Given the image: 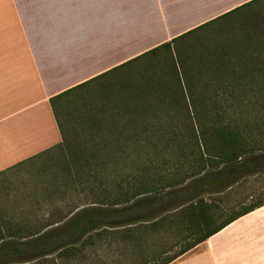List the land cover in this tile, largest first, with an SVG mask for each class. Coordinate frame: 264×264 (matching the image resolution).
I'll list each match as a JSON object with an SVG mask.
<instances>
[{
  "label": "trees",
  "instance_id": "obj_1",
  "mask_svg": "<svg viewBox=\"0 0 264 264\" xmlns=\"http://www.w3.org/2000/svg\"><path fill=\"white\" fill-rule=\"evenodd\" d=\"M262 1L128 62L124 67L163 56L175 66L164 63L142 86L129 87L142 109L129 108L134 124L126 136L105 131L111 99L96 112L77 109L89 90H98L92 84L124 67L51 99L62 142L0 173L1 180L23 165L46 161L34 186L16 195L17 207L0 212V264H71L95 254L110 264L113 245L118 264H170L264 206V17L253 8ZM248 9L240 19L251 20L252 31L232 38L231 45L201 46L190 61L184 52V62L174 64L175 44ZM71 107L75 122L89 129L71 128L70 138L65 123ZM121 135L128 145L120 143ZM48 172L52 178L43 180ZM258 182L263 188L255 191ZM59 195L73 203L53 206ZM42 198L50 204L42 207Z\"/></svg>",
  "mask_w": 264,
  "mask_h": 264
},
{
  "label": "crops",
  "instance_id": "obj_2",
  "mask_svg": "<svg viewBox=\"0 0 264 264\" xmlns=\"http://www.w3.org/2000/svg\"><path fill=\"white\" fill-rule=\"evenodd\" d=\"M254 1L0 0V173L62 142L52 98ZM170 264H264V206Z\"/></svg>",
  "mask_w": 264,
  "mask_h": 264
},
{
  "label": "rangeland",
  "instance_id": "obj_3",
  "mask_svg": "<svg viewBox=\"0 0 264 264\" xmlns=\"http://www.w3.org/2000/svg\"><path fill=\"white\" fill-rule=\"evenodd\" d=\"M260 6L264 7V1L256 3V5L253 8L256 9L254 11L258 10L257 15L263 18L264 8L259 9ZM252 10L253 9H248L246 10V12H243V13L241 12L239 14H236L233 17H230L226 20H223L221 22H218L212 25L210 28H208L209 30L201 31L199 34L193 36L191 39H187L184 42H179L175 44L173 47L174 50L170 52V54L173 53L172 57H174L173 58L174 64L178 63L180 65L182 64V62H184V58H182V54L184 52L188 56H190L188 60L190 61L191 59L194 58V55L199 56L201 54L202 47L204 48L211 47V46L214 47L216 42L222 45L223 44L231 45L232 38L239 37L243 34H246L247 32L252 31V29H254L255 27L254 26L255 24L250 22L251 20H245L244 22H242L240 19V16H242V14H246ZM256 21H259V20H256ZM211 28H216V30L211 29ZM197 39L201 42L199 43L196 41L193 42L194 40H197ZM188 41H191L193 43H189ZM143 42H144V39L139 44L143 46L144 45ZM166 58L165 57L163 58V56L162 58L157 57L156 59H152L151 61H149L151 62L150 64L149 62H146L147 60L145 59L139 60L130 65H127L119 72L110 74L109 76H106L103 79L97 81V83L92 84L91 87L94 86L98 90H95V91L89 90L90 92L88 94L89 96L86 95V97H84L78 102L77 109L80 110L78 114L83 113L84 110L87 111L88 109H91L96 112L100 109V107H104V104L106 103V101H109V99H111L112 101L110 102H113L114 104H112L107 111V113L108 112L110 113L107 114L106 118H109L110 120L106 123L107 125H105L106 127H108L107 129H105V131L109 134H113L112 135L113 137L117 136L119 132H121L122 134L126 136L125 131L130 130V126L134 124L130 122L131 114H129V108L135 107L138 110L142 109L140 105L141 104L140 101L131 100L132 97H135V95L132 94L135 92H131V91L134 90V87L137 88L138 86H142L146 81V78H145L146 76L150 75L149 77H151V76L156 75L163 67ZM145 62H146V65H144ZM167 63H170V62H167ZM165 65H166L164 66L165 68L166 67L173 68L175 66L172 63H170L169 65L165 63ZM152 73H156V74H152ZM130 86L132 87L133 90H129ZM98 91L101 92V94ZM86 93L87 92H84L83 94H86ZM131 102H134L135 105H132ZM151 110H155V108ZM70 112H71L72 118L69 120L71 121H68V122L66 121L65 125L68 129L67 133H69V136L71 138L73 137L71 128L76 129L80 132L81 126L83 125L80 126L78 123L75 122V118L77 117L75 109L71 107ZM63 118L64 117H61L62 121H63ZM150 124L155 125V126L158 125L157 123H150ZM85 128L89 129L88 127H85ZM116 138H112L110 141H114V139ZM119 141L122 144L125 143V145L129 144V141H127L126 138L122 137V135ZM170 156L171 155L167 157H170ZM45 162H46L45 159L43 158L39 159L35 162L28 163L19 168H16L12 172L6 174L4 177L1 178L0 180V212L1 210L5 208L17 207V203H15L16 195H18V193L23 192L22 189H25V185L29 184L28 188H30L31 185L34 186V184L39 180V176H38V173L40 171L39 168ZM47 165H51V163H47ZM53 168H55V164H53V166L50 169H47V171H53L54 170ZM133 171H134V166L132 164H129L128 169H127L128 174L131 175ZM48 178L49 179L52 178L51 173L49 172L44 175L43 180L46 179L47 181H49ZM43 180L42 182H44ZM262 188H263V184L261 182L260 183L258 182L255 184V189L253 190L257 191V190H261ZM247 191H248V194L253 192L251 190H247ZM76 197L78 198L79 195H77ZM74 199H75V196H74ZM42 200H43L42 207L45 206L44 202L46 204H50V202L48 203V201L47 202L45 201L46 199L42 198ZM52 200H50L52 201L51 204H53V206L57 208L65 207L66 205H70V203H73L70 197L64 198L61 195L55 196ZM250 202H253V201L250 200L246 204L248 205ZM0 221H1V218H0ZM115 248L116 246L113 245V248H112L113 250L109 251L108 263L110 261V264L116 263V259H117L116 255L120 253V252L115 253L114 252ZM175 252L176 251L173 250L170 253V255H174ZM101 253L99 250V254ZM128 258L131 259V255H129ZM100 259L102 260V256L100 257ZM97 260H98V257L95 254V257H93L90 260L81 259L76 262H71V264H101L100 261H97ZM131 262L132 261L130 262L125 261V264H131Z\"/></svg>",
  "mask_w": 264,
  "mask_h": 264
}]
</instances>
